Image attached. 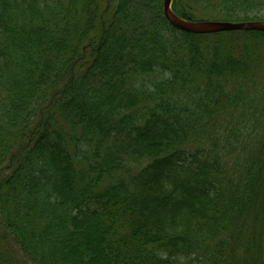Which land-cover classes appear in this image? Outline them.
I'll list each match as a JSON object with an SVG mask.
<instances>
[{
  "label": "trees",
  "instance_id": "1",
  "mask_svg": "<svg viewBox=\"0 0 264 264\" xmlns=\"http://www.w3.org/2000/svg\"><path fill=\"white\" fill-rule=\"evenodd\" d=\"M163 1L0 0V264H264V32Z\"/></svg>",
  "mask_w": 264,
  "mask_h": 264
},
{
  "label": "water",
  "instance_id": "2",
  "mask_svg": "<svg viewBox=\"0 0 264 264\" xmlns=\"http://www.w3.org/2000/svg\"><path fill=\"white\" fill-rule=\"evenodd\" d=\"M172 0L163 1V14L175 28L193 34H209L234 30H255L264 32V21L229 22L186 20L175 14L171 9Z\"/></svg>",
  "mask_w": 264,
  "mask_h": 264
}]
</instances>
